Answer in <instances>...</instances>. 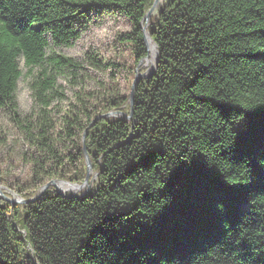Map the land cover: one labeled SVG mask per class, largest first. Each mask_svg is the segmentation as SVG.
<instances>
[{
  "label": "trees",
  "instance_id": "trees-1",
  "mask_svg": "<svg viewBox=\"0 0 264 264\" xmlns=\"http://www.w3.org/2000/svg\"><path fill=\"white\" fill-rule=\"evenodd\" d=\"M152 3L0 0V111L39 152L37 184L63 164L51 114L63 96L57 79L83 69L55 48L121 16L130 30L119 38L139 63ZM160 6L146 28L156 69L136 84L132 106L116 94L103 108L75 105L61 117L95 182L81 196L50 187L32 203L0 200V264H264V0ZM21 65L33 101L23 116ZM130 110V119L97 118Z\"/></svg>",
  "mask_w": 264,
  "mask_h": 264
},
{
  "label": "rangeland",
  "instance_id": "rangeland-1",
  "mask_svg": "<svg viewBox=\"0 0 264 264\" xmlns=\"http://www.w3.org/2000/svg\"><path fill=\"white\" fill-rule=\"evenodd\" d=\"M160 7L150 18L158 12ZM129 30L130 24L126 18L103 16L99 23L91 25L74 44L69 47L55 48L57 53L79 62L83 69L80 70V77L69 79V76H66V78L57 79L63 96L55 105L56 107H51L54 111L51 114L56 120L53 138H56L58 152L63 155V164L55 165L54 177L45 179L41 185L37 184L34 175L40 172L39 165L35 163L39 158V152L29 145L24 135L12 124L7 112L0 111V200L3 201L1 196L13 199L16 203L12 207H16L23 205V200L35 196V192L50 180L78 185L84 182L77 183L61 177V175L69 177L78 170L87 171L86 162L83 159H77L76 148L65 136L66 130L62 127L61 117L75 105L80 107L94 104L97 109H100L104 107L103 99L107 96L129 95L136 73L145 74L151 66L152 59L149 57V62L143 61L141 64L135 61L131 44L119 38L121 34ZM93 64L99 66L95 67ZM21 67L23 75L18 80L16 102L18 112L23 116L31 112L33 101L28 88L30 77L26 74V68L23 65ZM57 110L58 112L55 113ZM78 138L79 136L76 135L73 140L76 142ZM69 152L74 154L72 159L68 156ZM90 169L89 179L84 186L69 192L59 190L62 193L77 195L87 186L91 188L97 173L93 171L91 163ZM60 183L65 184L57 182V185Z\"/></svg>",
  "mask_w": 264,
  "mask_h": 264
},
{
  "label": "water",
  "instance_id": "water-1",
  "mask_svg": "<svg viewBox=\"0 0 264 264\" xmlns=\"http://www.w3.org/2000/svg\"><path fill=\"white\" fill-rule=\"evenodd\" d=\"M157 3H158V0H153L152 6L146 12V14L144 15V17H143V19L141 21L142 29H143V41H144L145 49L147 51V55H146V57L144 59H142V60L139 61V64H141L143 61H145V62H149L150 61L149 57H150V51L151 50L153 51V55H152L153 61H151V66H150L149 69H147V71H146L145 74L136 73V75L134 77V80H133V82L131 84V87H130V93H129V97H128L131 106H132V102H133L134 88H135L136 84L141 79L146 78V77H149L150 75H152V73L156 69V64H157V49H156V45L153 43V40L151 39L150 34L146 31V28L148 26V21L150 19V16L154 13V10H155V7H156ZM109 116H111V117H117V118L130 119L132 117V110H130L129 114H125L124 112H121V111H111L109 113L102 114V115L98 116L97 118H101V117L103 118V117H109ZM97 118H95L93 120V122ZM84 154H85V157H86L87 171H86V175H85L84 182L81 185H78V184H70L68 182L59 181V180H50L48 183L44 184L43 186H41L38 189V191L36 192L35 196H33L30 199L23 200L22 202L24 204H26V203H32V202L36 201L50 187H53L54 190L56 191V193L59 194V195H61V196H63V197H66V198L75 197L76 194H66V193H62L59 190V187L57 185V182L65 183V184H67L69 186H72L73 188H81L82 186H84L87 183V181L89 179V175L91 173V169H90V161L88 159V156H87L86 152ZM89 189L90 188L87 187L83 192H81V193H79L77 195H79V196L84 195V194H86L89 191ZM1 198L3 200H5V201L9 202L11 204V207L14 205V203H16L15 200L10 199V198H8L6 196H1Z\"/></svg>",
  "mask_w": 264,
  "mask_h": 264
},
{
  "label": "bare ground",
  "instance_id": "bare-ground-1",
  "mask_svg": "<svg viewBox=\"0 0 264 264\" xmlns=\"http://www.w3.org/2000/svg\"><path fill=\"white\" fill-rule=\"evenodd\" d=\"M161 1L162 0H158V3H157V5H156V7H155V10H157L159 7H160V5H161ZM154 10V11H155ZM152 55H153V51L151 50L150 51V57H152ZM153 59H151V61H152ZM58 187H59V189L61 190V191H74V190H76V188H73L72 186H69V185H66V184H58Z\"/></svg>",
  "mask_w": 264,
  "mask_h": 264
}]
</instances>
